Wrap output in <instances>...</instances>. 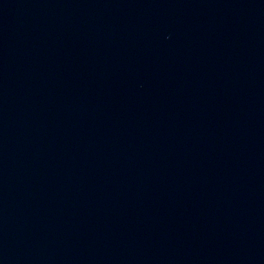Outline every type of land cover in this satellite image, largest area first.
Returning <instances> with one entry per match:
<instances>
[{"label": "water", "instance_id": "obj_1", "mask_svg": "<svg viewBox=\"0 0 264 264\" xmlns=\"http://www.w3.org/2000/svg\"><path fill=\"white\" fill-rule=\"evenodd\" d=\"M0 264H264V0H0Z\"/></svg>", "mask_w": 264, "mask_h": 264}]
</instances>
